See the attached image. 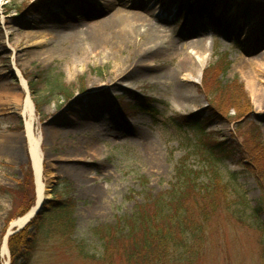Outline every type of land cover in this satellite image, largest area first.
<instances>
[{
  "label": "rangeland",
  "instance_id": "374dc122",
  "mask_svg": "<svg viewBox=\"0 0 264 264\" xmlns=\"http://www.w3.org/2000/svg\"><path fill=\"white\" fill-rule=\"evenodd\" d=\"M39 1L0 0V263L4 236L19 207L15 193L28 169L33 172L21 116L28 96L35 106L34 131L42 140L44 182L49 186L42 206L56 199L53 190L59 185V197L73 203L75 223L68 240L54 235L41 242L32 264H111L102 259L100 228L132 217L152 197H169L182 161L194 170L204 167L189 128L179 129L170 119L196 115L204 124L215 108L220 118L207 125L206 132L217 142L236 144L239 125L246 119L259 128L264 143V101L257 94L264 93V75L255 74L250 63L264 53V46L256 53L247 48L254 43L249 30L256 17H264V0L152 2L156 21L171 38H182L187 47L197 35L206 41L204 55L189 49L197 65L193 71H182L184 54L162 49L146 58L134 55L127 62L128 51L117 55L103 39L88 45L82 55L50 52L53 32L63 24L56 14L65 16L79 5L100 9L98 2L103 0H45L38 5ZM147 1L126 0L133 6L128 11L145 18ZM87 12L84 29L87 19L102 18L93 9ZM220 62L227 70L216 67ZM18 70L26 85L36 87V96L23 87ZM144 107L151 110L139 109ZM220 169L230 185V198L244 197L256 208L260 188L239 159L225 158ZM33 178L36 186L34 173ZM35 196L37 201L36 187ZM231 216L222 214L212 221L206 251L196 264H227L228 250L247 264L258 258L257 226L248 228ZM182 256L178 251L177 257ZM178 264L187 263L180 259Z\"/></svg>",
  "mask_w": 264,
  "mask_h": 264
},
{
  "label": "trees",
  "instance_id": "16d2710c",
  "mask_svg": "<svg viewBox=\"0 0 264 264\" xmlns=\"http://www.w3.org/2000/svg\"><path fill=\"white\" fill-rule=\"evenodd\" d=\"M31 7L33 6L28 8ZM223 62L225 63L224 60ZM216 67L227 70L223 68L226 66L222 62ZM28 86L31 95L36 96V87L31 83ZM218 91L223 92V87L220 86ZM131 109L135 110L136 107ZM139 109L151 110L146 107ZM212 110L204 124L196 115L169 120L179 129L189 128L195 148L205 162L204 167L199 171L194 170L182 161L176 169V183L169 197H152L138 206L132 217L119 219L116 226L100 228L103 261H110L111 264H178L181 259L187 264H196L206 251L212 221L229 213L238 223L246 224L248 228V224L255 228L257 226L256 230L261 234L260 252L251 264H264V222L261 220L264 215V143L261 132L255 124L248 123L245 119L239 125V141L236 144L217 142L212 134L206 132V126L220 118L219 112L215 108ZM229 156L237 157L259 186L261 199L256 208H251L244 197L234 200L230 198V185L225 182L220 169L221 162ZM60 192V186L57 185L53 190L56 199L47 202V206L25 229L9 239L11 264H32L39 244L50 236L69 239L75 229L72 217L74 206L72 201L61 199ZM15 194L19 207L17 206V213L12 215L11 220L26 215L35 205L31 169L25 174V183L21 190ZM124 230H128L127 234H124ZM76 247L82 257L87 256L81 245ZM180 250L182 258L177 257ZM114 255H119V259ZM226 257L227 264H247L244 260L237 259L236 255L235 258L231 257L229 250Z\"/></svg>",
  "mask_w": 264,
  "mask_h": 264
},
{
  "label": "bare ground",
  "instance_id": "6f19581e",
  "mask_svg": "<svg viewBox=\"0 0 264 264\" xmlns=\"http://www.w3.org/2000/svg\"><path fill=\"white\" fill-rule=\"evenodd\" d=\"M149 1L145 2V18L141 17L138 13L131 14L128 10L133 6H129L126 0H103L102 2H98L101 7L100 9H97L96 5L87 7L79 5L74 8L73 12H71L72 14L68 13L65 14V16L56 14L55 18L61 17L63 24L59 31L56 28L53 32L55 45H53L50 52L69 51L82 55L86 52L85 48L88 45L90 46L92 42L95 43L99 39H103L104 41L108 40V42L112 44V52L117 55H122L124 52L128 51L130 56L127 62L131 60L134 55L142 53L140 57L146 58V55H149L150 52H159V49H162L165 53H180L185 55L187 63L184 65V68H182V71L195 70V59L189 52V49L193 48V50L196 51V55H204L207 53L206 41L202 39V35H197L191 45L187 47V45L185 46L183 43L182 38H171L169 34L161 30L160 24L156 21L157 11L155 9L151 10V6H149L152 2L159 0ZM106 7L108 9H105ZM90 9H93L95 13L96 11L101 13L102 18L97 21H95V19H87L88 25L84 29L82 23L85 21L84 18L88 13L87 11ZM263 23L264 17L257 16L255 24L249 30L252 31L250 36H253L252 40H254L252 46L246 44L250 52L256 53L259 48L264 46ZM242 24H248V21H242ZM32 37L35 38V36ZM46 54L45 52V55ZM250 63L254 67L255 74L264 75V53L258 54ZM198 67L201 75L205 64H199ZM19 75H21L20 71ZM151 77L155 78L156 75H152ZM21 78L23 87L27 88L26 81L22 75ZM185 82L187 84L189 79H186ZM117 84L121 83L118 82L114 85L116 86ZM257 94L260 95L259 98L264 101V93L257 92ZM184 103H187V101H184ZM21 116L25 120V138L27 140L28 154L36 180L37 201L35 207L31 211L11 223L7 234H11L16 229L25 227L40 206L43 205L49 197V186L44 182L43 153L41 150L42 140L39 136L35 135L34 131L35 106L32 99L28 96L24 102ZM95 118L99 117L96 116L92 119ZM84 120L88 121L87 117H84ZM7 234L4 236L1 247L2 264H9L10 261Z\"/></svg>",
  "mask_w": 264,
  "mask_h": 264
},
{
  "label": "water",
  "instance_id": "95a60500",
  "mask_svg": "<svg viewBox=\"0 0 264 264\" xmlns=\"http://www.w3.org/2000/svg\"><path fill=\"white\" fill-rule=\"evenodd\" d=\"M35 184H36V181H35ZM42 210V207H40V209L35 213V215L32 217V218H34L40 211ZM24 228V227H23ZM23 228H21V229H23ZM21 229H16L15 231H13L11 234H7V242H8V240H9V238L10 237H12V236H14V235H16L17 233H19L20 231H21ZM11 263V259H10V261H9V264Z\"/></svg>",
  "mask_w": 264,
  "mask_h": 264
}]
</instances>
